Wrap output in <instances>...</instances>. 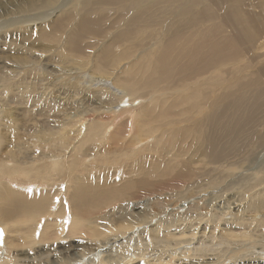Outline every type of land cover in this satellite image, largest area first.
I'll return each mask as SVG.
<instances>
[{"label":"bare ground","instance_id":"bare-ground-1","mask_svg":"<svg viewBox=\"0 0 264 264\" xmlns=\"http://www.w3.org/2000/svg\"><path fill=\"white\" fill-rule=\"evenodd\" d=\"M11 36L23 45L0 55V76L22 77L18 103L48 106L57 87L88 104L67 113L62 104L71 100L57 95L64 117L43 124L32 113L15 116L11 82L0 88V221L39 222L27 225L25 236L38 243L29 258L80 264L72 243L59 249L57 242L85 233L80 251L105 241L92 247L91 263L121 264L112 251L133 232L144 234L130 241L135 254L149 231V242L169 252L202 223L216 231L224 219L219 237L234 244L231 263L264 264V0H0L2 47ZM241 162L248 164L238 173ZM30 171L21 184L42 180L54 194L26 197L1 179ZM202 185L213 188L210 197L185 196ZM232 188L248 199L229 219L211 203ZM63 194L66 205L56 210ZM173 194L183 202L166 205L157 224L135 213L137 204ZM50 214L64 217L48 222ZM6 231L0 225L1 247ZM210 247L201 241L195 251L203 259L191 264H217L205 258L216 250ZM0 264L19 263L2 254Z\"/></svg>","mask_w":264,"mask_h":264},{"label":"rangeland","instance_id":"rangeland-1","mask_svg":"<svg viewBox=\"0 0 264 264\" xmlns=\"http://www.w3.org/2000/svg\"><path fill=\"white\" fill-rule=\"evenodd\" d=\"M12 37L13 36L8 37L9 38V41L11 43V45L9 44L10 47L9 46L8 47H4V46L2 47L1 45H3V43L1 41H3V40L0 39V55L1 56H4V55H13V54H15V51L13 49L14 48L13 45H15L17 43L18 44L20 43V45H23L22 42H20L19 40H17V37H15V36L13 38ZM11 40L14 41V42H11ZM3 64H4V60H0V66H3ZM0 74H2V73H0ZM37 76H38L37 74H31L27 80L34 82ZM3 78L7 79V80H4L2 83H0V88H1V90L3 92H4V90H3V87H1V86L3 84H7L8 82H11L10 83V85H11V91L8 94V98H9V100H11L12 112L14 113L15 116H19L21 114L24 115L23 113H25V115H27L26 113H28L27 116H29L30 113H32L34 115V117H32V118H35V119L39 120L43 124H49V123L50 124H56L59 120L62 119V117H64V116H62L63 111L60 110V109H56V107H58V106H55V102H56V99H57L56 97H58V96H62V98L64 100H71V103L70 102H66V103L62 104L63 106L65 105L64 106L65 107L64 109H68V108L71 109V111H68L67 113H72L73 114V112L75 111V109H74V107H75L74 103H77L79 105V108L80 109L87 108L85 105H88V104L83 100V98L80 97L76 101L77 98H73L72 97L73 93L64 94V93H62L63 91L60 90L61 91L60 92L57 89V87H54V88L51 89V94L48 97L49 98L52 97V98H51V102H50V104H48V106H44V104H36L34 106L35 102H33L29 106L26 105V104H20V103H18V98L16 97V95H17V92H19V90H20V88H19V82L21 81L22 77L20 75L19 76H15V75H10V76L3 75V76H0V81L3 80ZM68 89H70V88H68ZM93 90L94 89H92L90 91L92 92ZM55 91L57 93H55ZM90 91L89 90H86V92H90ZM2 97L3 96L0 94V104H2V100H3ZM27 119H28V117H27ZM8 149H10V148H8ZM5 150L6 149H4L3 151H5ZM147 153L153 154V152H147ZM90 156L93 158L94 157V154H91ZM95 162L96 161H92L90 163L91 166L95 165L96 164ZM242 163L243 162H241L239 164L240 168H237L236 172L239 173V172H241L244 169L243 168L244 167L243 164L246 163V162H244L243 164ZM246 164H248V163H246ZM9 165H12V163H10ZM23 165H25L26 167H28V166H32L33 164H31V165H29V164H23ZM28 168L32 169V167H28ZM83 171L84 172H87L86 170H83ZM30 175H31V171L28 174H22V175L16 174L12 178H9V177H6V176H2L1 179L4 180V181L9 182L10 185L12 187H14V188H17L19 190H21V189L25 190L26 197H28L29 195L32 194V190H36L37 192H40L41 193V197H45L46 195L48 196V195H53L54 194L53 185H49L47 182H44L42 180H38V181H35V182H30V183H27L26 182L27 184H21V182H20L21 181V178L27 177V176H30ZM24 179H25V181L27 180V178H24ZM206 187L208 188V185L207 186L206 185H202L200 187H196L197 189L196 188L195 189L194 188L188 189V192H185V196L186 197H189V196L192 197V196H198V194H199V196L202 194L204 197L205 196H209V195H207V193L208 192H212L213 191V188H211V189L209 188L211 191H209L207 189L208 191L205 192L206 191ZM201 188H202V190H201ZM199 190H201V191H199ZM220 193H221L222 196L220 195L221 197L219 199L217 198L215 201H213L211 203L212 209L219 216H221L222 213L225 214L227 212L226 213L227 216H225V218L227 217L229 219H230V217L233 214L237 213V211L239 212V208H242L244 206L243 204L248 199L247 198L248 196L241 195V190L240 189H233V188L230 189V190L224 189ZM65 196H66L65 194L62 195L63 200L57 203V205L55 206V209L56 210H61L66 205ZM175 196H176L175 194L170 195V196L168 195V196H165V197H163V196L162 197L161 196L160 197L157 196V198H154L153 201H157L158 200V203L153 202L152 203L153 206L151 205V206H144L143 207L141 204H137L135 206L136 207L135 208V213H137L139 211H142L143 214L147 213L146 216H149L151 218L149 220V222L151 221L150 223L152 225L153 224L155 225V224L158 223L159 220L162 219L161 218V215H160L163 212L162 209L166 205L170 204L172 201H173L172 202V204H173L175 202H179V200L181 199L180 197H178V199H177V197H175ZM132 197H134V199H136V200H142V201L145 199V197H140L138 195H131L130 198H132ZM173 197H175V199ZM200 197H198V198L200 199ZM209 197H207V198H209ZM182 199H181V201L183 202ZM184 199H185V197H184ZM245 199H246V201H245ZM241 200H242V202L240 203ZM204 206L206 207L205 204H202L201 205L202 209H204L203 211H205V210L207 211L208 210V207L205 208ZM231 207H232V209H231ZM158 210H160V211H158ZM184 211H181V212H184ZM148 212L151 215H149ZM190 212L191 211H189L188 214ZM68 213L70 214V212H68ZM51 215L54 216V222L53 223H56V221L61 220L64 217L63 215H60V216L57 217L54 214H50L48 216V218H47V220H49L48 222H50V216ZM178 215H180V214H178ZM47 220H45L44 223H46ZM3 222H5V221L3 220ZM3 222L0 221V225L1 226H4V227L6 226L7 231H6V233L4 234V236L2 238H6L5 239V243L7 244V246L6 247H1V244H0V255L1 256H2V254L4 256H8L13 261L18 262L19 264H54L55 263L54 262L55 257H52V256L50 257L49 261H47L44 258H42V259H39L38 258L37 260H33V259L29 258L30 253H32V254L34 253V255L36 254V252H35L34 249L38 247V245H37L38 243H36V237H30L29 238V237H26L25 236V235H28V233H29V232L26 233V231H29V229L27 228V225H29V223H30V225H35V224L38 225L39 222L32 221V222H28V224H25L27 222H23L22 223V222H19V221H18V223L17 222L14 223L13 221H8V223H3ZM219 224H220V226H217L216 231H213V229H211V228H206V230H205L204 227H206L207 225H206V223H202L198 227V229H196V232L199 231L200 233L199 234L196 233L195 236L193 235L194 238H191V235H188V234H190L191 232H194L195 229H193L194 231H190L189 229H185L186 230L185 231V234L188 235L189 237L188 238H185L184 241H182L181 243H179L177 245L174 244L175 246L172 244V247L173 248L169 252H162L161 251V248L162 247L159 244L152 243V244H155V245H152L149 242V240H148L149 239L148 236H149V233H150V231H149V233L146 234V235H148L147 238H146V235H145L144 240H143V243L146 242L145 245H140V246H142V248H140V250H139V252L141 254L140 253L135 254L134 252L136 251V249L132 245L133 242L130 243V241H132V240H135L136 241V240H138L141 237V235H144V234H142L143 231L140 229L137 233L136 232H133L134 233L133 239L132 240H129L128 243H125L124 244V246H125L124 248L123 247L120 248L118 246V248H120V249H114L112 251V253L113 254H116V255H114L115 257L119 256V259L120 260L122 259L121 264H123V263H125V264H142L144 261L145 262H149V264H179V263H184V264H189L190 263L191 264V263H194L193 259H195L196 257L199 258L197 254L200 251H195V250L198 247L199 243L202 241V242H206L208 244H211L212 243V247H210V250L213 249V248H216V250L214 252L213 251H210L211 253L209 252L210 254L208 256H205V258L210 257V255H211L212 257H216L212 261L213 262H216L217 264H219L224 259H226L225 264H232L231 263L232 260H231L230 256H232L233 253L230 250H231V246H234V244H221L219 235L220 236L222 235V232H223V229L222 228L225 227V220L222 219V221H220ZM152 225L147 226V227L150 228ZM195 226H197V225H195ZM26 228H27V230H26ZM171 228H174L175 231L178 232L177 229H176V227H171ZM193 228H195V227H193ZM24 229H25V232H23ZM37 233L38 234H41L39 231ZM84 234L85 233L78 234L77 236H72V238H74V239H72V241L67 240V239H64V238L61 241H60V239H58L59 241L57 242V244H58L57 247L60 246L59 249H63V245L65 246V244L68 243V242L69 243H72V245L74 246L73 248H75L74 250L75 251H79L80 252V255H83L84 256V259L85 260L82 259L80 264H83V263L84 264H93V263H91V262H93L91 260V257L88 258L89 252L92 250V247H96L95 245H99L100 246V245L103 244L105 246V244H104L105 241L102 240L100 244L98 243V244H94V245H90L89 243H86L87 245H84L85 248H83L80 251L79 248L82 247L83 241H85V239H88V236L87 235L85 236ZM179 235H180V233H177L176 234V236H179ZM63 243H65V244H63ZM75 246H77V248L79 247L78 248L79 250ZM178 246H179V248H178ZM256 246L257 247H261L258 244H256ZM247 247L248 246H245V248H247ZM108 249H111V248H108ZM104 250L105 249L102 248V253H103ZM106 251H107V249H106ZM185 252H187V253H185ZM73 253L70 256H73ZM180 253H181V255H180ZM213 253H215V254H213ZM64 254H63V256L66 257L70 253L69 252H66ZM96 256H98V259H100V256L101 255L98 254V251L96 252L95 256H93V257H96ZM183 257H184V259H183ZM77 258L79 259V257H77ZM94 259H96V258H94ZM199 259H203V258H199ZM189 260H190V262H189ZM187 261H188V263H187ZM98 262L96 260L95 264H98ZM237 264H240V262H238Z\"/></svg>","mask_w":264,"mask_h":264}]
</instances>
